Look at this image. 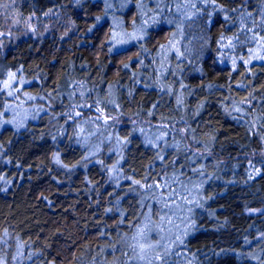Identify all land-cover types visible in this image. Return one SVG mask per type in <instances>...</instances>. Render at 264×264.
Returning a JSON list of instances; mask_svg holds the SVG:
<instances>
[{
    "label": "trees",
    "instance_id": "obj_1",
    "mask_svg": "<svg viewBox=\"0 0 264 264\" xmlns=\"http://www.w3.org/2000/svg\"><path fill=\"white\" fill-rule=\"evenodd\" d=\"M18 10L45 34L0 49V261L264 264V0ZM96 101L117 119L75 117Z\"/></svg>",
    "mask_w": 264,
    "mask_h": 264
},
{
    "label": "rangeland",
    "instance_id": "obj_2",
    "mask_svg": "<svg viewBox=\"0 0 264 264\" xmlns=\"http://www.w3.org/2000/svg\"><path fill=\"white\" fill-rule=\"evenodd\" d=\"M50 16V14H47ZM45 20H42V23ZM47 28H50L51 24H46ZM43 24L37 15L23 16L18 10V0H9L8 2L0 3V49H5V47L10 46L13 41L21 39L26 36H42L45 34L43 29ZM124 37L120 34L117 38L122 39ZM123 45V44H122ZM119 45V46H122ZM79 86V85H78ZM74 92L80 95L84 94L82 88L78 87L74 89ZM83 105L92 106V104H81L75 106V111L79 112L80 115H75V117L85 116L87 112L90 116V120H94L97 116L95 108L93 107H84ZM95 112V114H94ZM21 113L25 114L23 111ZM15 116H12L13 125L21 124L22 119H25V115H20L18 113H13ZM114 117V116H112ZM73 119V118H72ZM117 117H115V120ZM71 120V118H70ZM112 119H109L111 121ZM11 123V121H10Z\"/></svg>",
    "mask_w": 264,
    "mask_h": 264
},
{
    "label": "snow or ice",
    "instance_id": "obj_3",
    "mask_svg": "<svg viewBox=\"0 0 264 264\" xmlns=\"http://www.w3.org/2000/svg\"><path fill=\"white\" fill-rule=\"evenodd\" d=\"M210 2L213 3V4H215V0H210ZM221 10H223V9H221ZM131 38L132 39H142V36H137L135 33H133L132 36H131ZM112 39L118 45H122V44L128 43V41H126V40L117 39L116 35H113ZM249 39L255 40L260 45L261 48H264V37H257L255 35H253ZM237 42H239V37H237ZM221 45L223 47H226V48H229V49H231V48H233L235 46L230 39L227 42H225V40H224L223 37L221 38ZM174 47H175V45L172 43V41H169V43L167 45H160L161 50L164 51V52H167V50L172 49ZM177 51H179V50L177 49ZM164 58H166V57H164ZM255 58L256 59H260V60H264V56H260V55L256 56ZM245 62L247 63L248 61H245ZM127 66L128 65H125V67H127ZM161 67H163V64L161 65ZM14 82H15V73H9V79L2 82V87H0V91H3L4 89L10 88L11 85H12V83H14ZM8 94L9 95H15V90L9 91ZM29 99H34V97H29ZM244 102L245 101H241L240 103L243 104ZM110 103L115 104L116 107H119V105L116 104L115 101H111ZM182 103H183V101L180 98H177V104L178 105H181ZM99 104H100V101H96L93 106L83 105L84 107H95V112L97 113V116L95 117L94 120H89L87 122L88 123L103 122L104 124H107L108 121H109V119L115 120V117H110V116L105 115L104 108L100 107ZM235 110L236 111H240L239 108H236ZM75 115L78 116V115H80V113L79 112H76ZM262 127H264V125H262ZM141 131H143V129H141ZM83 132H84V129L81 128L80 129V133L82 134ZM162 138L163 137L161 136V137H158L157 139H162ZM109 139H111V138H109ZM116 142L118 144H121V145H124V144L128 143V141H126V140H120V138H117L116 139ZM148 143L152 144L154 142L152 140H149ZM56 160H57V163L60 162L58 156L56 157ZM257 171H259V170H257ZM133 183L139 184L140 181H133ZM167 186H168L167 184L164 185V187H167ZM153 187H155L156 189H159L160 188V185H155V186L152 185V184H149L148 185V188H150V189L153 188ZM134 239H135V237H134ZM161 239H163V237H161ZM181 243H182V241H181ZM149 247L150 248H154V246H152L151 244H149ZM140 248H141V251L143 252V245H141ZM167 254H168L167 253V250H165L164 255L166 256ZM140 258L143 259L144 257L141 256ZM155 258L157 260L163 259V257L160 255L159 252L156 253V257ZM0 264H3V262L0 261ZM165 264H166V262H165Z\"/></svg>",
    "mask_w": 264,
    "mask_h": 264
}]
</instances>
